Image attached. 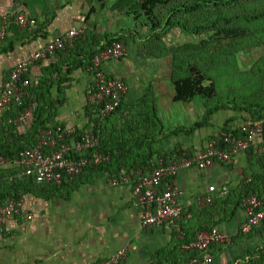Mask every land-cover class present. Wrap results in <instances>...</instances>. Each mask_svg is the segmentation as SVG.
Masks as SVG:
<instances>
[{
    "label": "crops",
    "instance_id": "1",
    "mask_svg": "<svg viewBox=\"0 0 264 264\" xmlns=\"http://www.w3.org/2000/svg\"><path fill=\"white\" fill-rule=\"evenodd\" d=\"M143 1L0 0V17L22 12L37 22L36 27H13L0 44V92L17 64L73 27L86 26L77 42L78 52H98L110 39H122L127 56L103 67L109 75L123 80L128 90L121 110L99 125L86 97L93 74L89 68H71L73 56L68 51L33 63L30 78L38 82L52 64L59 66L62 77L66 75L68 80L56 83L49 98L39 104L46 109L49 125L97 130L104 148H116L117 162L132 167L128 175L133 178L147 174L158 158L170 160L179 150L192 156L217 144L223 128L234 130L248 116L224 109L211 117L208 126L189 135L172 133L202 122L206 115L205 98L175 102L174 52L194 44L193 37L176 27L154 35L144 24L139 8ZM24 100L30 102L26 108L32 109L31 116L19 122L21 106H14L0 118V144L12 147L17 137L23 138L24 146L37 142L33 120L38 98L27 94ZM128 169L120 170L118 176L114 168L89 169L77 181L58 189L46 185L19 188L20 202L32 219L20 215L0 227V264H100L122 248L128 249L125 264H188L189 256L178 250L171 229L141 227L132 183L122 180ZM15 173V168L0 167V196L8 194ZM114 179L119 183L114 185ZM247 180H253L264 198L263 135L255 139L249 151L240 152L229 163H214L203 170L193 166L176 176L187 234L193 237L215 226L232 239L230 245L213 248V264L238 263L262 247L258 232L249 237L240 233L246 221L241 190ZM210 187H215L214 203L200 209L198 202L209 194Z\"/></svg>",
    "mask_w": 264,
    "mask_h": 264
},
{
    "label": "built area",
    "instance_id": "2",
    "mask_svg": "<svg viewBox=\"0 0 264 264\" xmlns=\"http://www.w3.org/2000/svg\"><path fill=\"white\" fill-rule=\"evenodd\" d=\"M34 19L25 13L8 14L0 17V44H3L13 26L20 28L36 27ZM86 26L71 28L66 34L54 38L38 51L31 54L28 60L16 65L3 83L0 92V118L11 112L14 106H22L33 81L30 68L33 63L53 59L61 51L74 49L76 43L85 34ZM127 56V48L122 42H114L93 61L90 71L94 82L87 89V103L93 113L102 120L110 118L122 105L128 87L126 83L109 75L103 65L109 61H120ZM32 114L31 108H25L19 122H25ZM240 129L243 138L233 135H219L224 147L215 143L190 156L179 150L173 153L170 160L158 158L147 174L140 173L134 178L122 177L124 182L132 183L134 206L139 211L141 227L152 229L168 227L178 242V250L189 256L188 264H213V248L230 245L231 237L217 227L204 230L193 237L189 236L183 226L184 208L180 202L182 191L175 179L179 171L197 166L203 170L214 163L226 164L240 152L247 151L255 139L262 136L264 127L261 123H243ZM99 139L91 131H80L64 125L47 126L39 131L38 142L22 151L14 159L0 156V167L15 168L11 183L32 180L36 185L62 186L80 179L83 174L95 167L107 165L112 158L109 153L99 150ZM250 182V180H247ZM114 185L118 179L112 181ZM215 187L209 188V194L199 202L200 209L213 205L212 193ZM242 208L246 221L242 226V234H249L264 222V201L258 195L243 200ZM31 220L22 203L15 199L0 201V227L15 220L18 216ZM128 249L122 248L108 260L100 264H125Z\"/></svg>",
    "mask_w": 264,
    "mask_h": 264
},
{
    "label": "trees",
    "instance_id": "3",
    "mask_svg": "<svg viewBox=\"0 0 264 264\" xmlns=\"http://www.w3.org/2000/svg\"><path fill=\"white\" fill-rule=\"evenodd\" d=\"M103 1V0H101ZM186 1L190 0H144L140 5L139 8L141 10L142 16L145 19V26L151 28L152 32L158 33L159 30H162L163 32H168L172 30L173 28H179L183 33L190 34V35H197L201 31H209L216 29L217 27H220V21L222 22L221 18L217 19V21H212L207 24L205 23H194V24H189V19H185V16L187 15H194L197 13L198 9L201 8V3L202 2H208L206 0H192L190 4H185ZM168 8L163 14L164 9ZM175 16L180 17L179 19H175ZM193 17V16H192ZM257 17H254V19ZM182 21V22H181ZM184 21V22H183ZM227 23L228 19H225ZM37 23V22H36ZM15 27V26H13ZM12 27V28H13ZM11 28V29H12ZM16 28V27H15ZM226 28V27H224ZM14 29V28H13ZM18 28L14 29L17 30ZM223 29V27H222ZM224 31V30H222ZM204 33V32H203ZM232 34V31H226L220 32L219 35L221 37H227ZM114 42H122L121 38H112L110 39L105 46H101L100 50L98 52H85L77 51V43L74 49H66L65 51H68L72 56H73V66L71 68H74V70L77 69H85L92 67L94 59L102 52H104L108 47L112 46ZM123 43V42H122ZM188 48H199L195 44H191L188 47H185L183 50H186ZM9 50V49H8ZM198 52L195 50L193 51L194 54L193 56H189L187 58H184L182 51H175L174 55L177 58L175 60V68L177 71H175V79H174V85H175V102H189L193 100L195 97H202L205 98L207 103H206V115L205 119L200 122L196 123L190 128H179V129H174L172 133L174 135H177L179 133H185V134H191L195 129L197 128H203L205 126L209 125V121L211 117L218 111L224 110V109H231L236 112H245L248 116L247 118H244V123H261L264 127V104L258 105V104H234L230 105L231 102H217L216 100L218 98V91L216 88V84L211 77L208 76L206 73V70L204 67L201 65V60L197 59L199 57V54L205 53L204 49H197ZM80 51V50H79ZM182 52V53H181ZM81 55V60H77ZM84 58V59H83ZM186 61V62H185ZM70 71V68H68ZM177 72V73H176ZM54 73L57 76V78L54 77ZM43 78L40 79L38 82H35L32 84V86L28 89V94L37 96L38 100L36 101L37 108L34 114V120H33V130L35 133V137L37 138L38 142V137H39V131L42 128H45L49 125L48 119L45 117L46 109H42L40 107V102L41 100L45 101L46 99L49 98V94H51V89L52 87L57 83L58 85L62 84V82H65L68 80L66 78V75L62 77L61 74V69L59 66L56 64H52L49 68H47L44 71ZM213 101H216V104H213ZM30 102L24 100L23 105L20 107V110L22 112L24 109L29 105ZM122 107V105H121ZM121 107L114 113L116 114L118 111L121 110ZM94 114V113H93ZM113 114V115H114ZM95 115V114H94ZM96 116V115H95ZM109 119V118H108ZM102 120L99 117L96 116L95 118V124L99 125L102 122L107 121ZM84 130H81V132ZM93 134H95L96 137L99 139V150L105 153H109L111 155L112 161L104 166L100 167H95L91 169H104V168H114L116 176H118L120 173V170L123 169H128L126 165H121V160L118 161L117 154H119L116 151V148H111V149H106L103 147V141L100 138L98 131H94ZM233 135L238 138H243V134L240 132V129H226L223 128V131L221 132L220 135ZM264 136V133H263ZM217 146L218 147H224L225 145L222 144L221 141L217 138ZM30 144L28 146H24L23 144V138L17 137L14 141V145L12 147H9L7 145L0 144V156L4 157L6 159H14L19 156V154L24 151L25 149H28L35 144ZM252 148V146L247 150L249 151ZM117 162V164H114ZM132 168V167H131ZM131 168L128 169L125 174H129L131 172ZM136 170V169H135ZM136 172V171H135ZM124 174V173H122ZM130 176V175H128ZM32 185L35 186H40L36 185L33 183L32 180H24L21 182H14L10 185V188H8L6 191L8 194L0 196V201H5L7 199H15L20 201L21 199V193L19 195V188H26L30 187ZM56 189L59 188V186H51ZM62 187V186H61ZM252 195H258L260 199L264 201V198L260 196L255 188V183L252 181L250 182H244L243 187L241 190V206L243 203V200L247 197H250ZM215 226H210L204 228L205 230H211ZM255 232H258V234L262 237L263 243L262 246L258 248L259 253L264 254V222L261 226L255 228L252 232L249 234H245L246 236H252ZM242 234V230L240 231ZM177 248H178V242H177ZM261 251V252H260Z\"/></svg>",
    "mask_w": 264,
    "mask_h": 264
},
{
    "label": "rangeland",
    "instance_id": "4",
    "mask_svg": "<svg viewBox=\"0 0 264 264\" xmlns=\"http://www.w3.org/2000/svg\"><path fill=\"white\" fill-rule=\"evenodd\" d=\"M206 1L208 2L200 4L201 8L196 14L187 15L185 19H189V24H207L219 18L223 19L220 21V27L189 37H193L191 40L197 47L205 50L197 59L201 60L206 73L216 84L217 102L230 101V105L254 103L263 106L264 0ZM191 2L192 0L186 1L185 4ZM166 10L168 8L164 9L163 14ZM225 19H228L229 23ZM230 30L232 34L227 37L219 35L220 32ZM158 34L162 33L159 31ZM171 37L169 36V39ZM199 48L183 50L181 56H193V51L198 52ZM217 102L213 101V104ZM233 264H264V254L255 250L247 253L242 261Z\"/></svg>",
    "mask_w": 264,
    "mask_h": 264
}]
</instances>
